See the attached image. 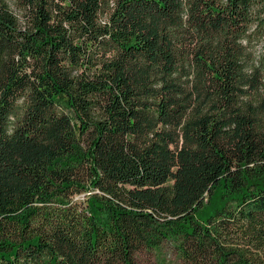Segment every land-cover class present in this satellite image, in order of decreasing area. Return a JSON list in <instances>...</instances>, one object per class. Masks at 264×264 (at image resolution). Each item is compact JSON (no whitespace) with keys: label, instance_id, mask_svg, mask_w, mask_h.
<instances>
[{"label":"trees","instance_id":"trees-1","mask_svg":"<svg viewBox=\"0 0 264 264\" xmlns=\"http://www.w3.org/2000/svg\"><path fill=\"white\" fill-rule=\"evenodd\" d=\"M164 241L264 264V0H0V264Z\"/></svg>","mask_w":264,"mask_h":264},{"label":"rangeland","instance_id":"rangeland-1","mask_svg":"<svg viewBox=\"0 0 264 264\" xmlns=\"http://www.w3.org/2000/svg\"><path fill=\"white\" fill-rule=\"evenodd\" d=\"M13 8L15 7L13 6ZM261 47L257 48L258 51L262 50ZM75 198L80 199L79 202L83 205L85 192L77 194ZM134 264H182V261L177 256L173 246L169 242L164 241L158 247L143 248L137 251L134 255Z\"/></svg>","mask_w":264,"mask_h":264}]
</instances>
